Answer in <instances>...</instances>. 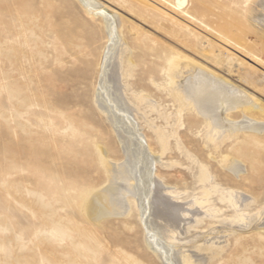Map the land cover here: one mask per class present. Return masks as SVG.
Listing matches in <instances>:
<instances>
[{
	"label": "rangeland",
	"instance_id": "rangeland-1",
	"mask_svg": "<svg viewBox=\"0 0 264 264\" xmlns=\"http://www.w3.org/2000/svg\"><path fill=\"white\" fill-rule=\"evenodd\" d=\"M94 1L104 14H89L83 0H0V264H163L147 246L132 197L125 215L97 222L88 211L107 181L101 150L112 163L127 160L97 103L110 42L107 15L115 17L127 47L124 96L160 157L156 177L180 194L176 201L200 212L206 208L192 206V199L218 189L209 195L217 215L192 221L185 213L189 221L177 242L208 251L207 264H264L258 229L264 223V129L245 128L216 144L194 109H184L178 122L173 91L187 65H201L264 108V64L248 83L241 55L219 35L240 38L264 59V0H186L181 7L177 0ZM140 95L146 100L137 104ZM225 113L235 122L264 123L262 111ZM225 155L241 159L240 177L223 164ZM201 166L212 174L210 183L200 181ZM237 188L253 198L246 224L233 222L236 213L224 196ZM223 227L227 232L213 240L224 246L204 243Z\"/></svg>",
	"mask_w": 264,
	"mask_h": 264
},
{
	"label": "bare ground",
	"instance_id": "bare-ground-1",
	"mask_svg": "<svg viewBox=\"0 0 264 264\" xmlns=\"http://www.w3.org/2000/svg\"><path fill=\"white\" fill-rule=\"evenodd\" d=\"M185 1L177 0V5L181 7ZM83 2L89 14H104V9H100V5L96 1L83 0ZM105 18L110 42L101 61L100 91L97 103L102 113L112 123L127 160L125 159L126 161L123 160L124 162L121 161V163H112L106 151L101 150V161L107 173V181L104 184L105 187L103 185L97 188L92 195L88 207L89 215L98 222L106 216L128 214L131 208L129 197H132L144 226L147 246L163 264H207L210 255L208 251L204 252L200 248L186 249L183 244H179L177 241L182 240L180 235L185 232L184 225L189 221L185 213L190 212L194 215L195 218L192 217V221L203 219L204 217L202 215L200 217V214L206 217L217 215L219 210L211 206L209 195L210 191L218 189L213 187L204 189L203 195L192 199V206L206 208L205 211L200 212L199 209L192 210L185 203L176 201L175 198L180 194L171 191V188L156 177L155 166L160 157L147 143L140 126L133 119V111L137 109L132 107L124 96L123 55L127 47L117 33L115 17L107 15ZM261 22L264 23V18L261 19ZM219 35L228 40L232 48L241 55L242 63L246 65L245 81L252 83L256 65L264 64V59L252 47L242 44L240 38L228 39L223 33H219ZM172 61L174 64L179 62L176 57H173ZM187 66H191L187 76L182 80L175 81L176 86L173 88L175 100L178 102V122H182L181 112L184 109H194L198 115L203 116L207 128V138L216 144L226 137L237 135L245 128L260 131L264 129V123H258L247 115L248 119L243 122H235L222 115V111L228 114L236 109H240L244 114L254 110L264 112V108L250 93L235 82L219 77L201 65L198 69L194 65ZM145 97V95L136 96L137 104L145 101ZM226 121L228 126L225 125ZM158 137L163 147L166 144L168 146V139L166 141L165 137L160 134ZM223 158V164L228 162L237 177L244 173L245 166L241 159L234 158V156L230 158V155H225ZM211 178L210 171L205 166H201L200 181L210 183ZM224 196L227 197V201L236 213V217L232 221L246 224L249 216L245 211L253 198L249 199V196L238 188L227 190ZM258 229L264 231V223L260 222ZM220 232H227V228H224L223 231L220 228L214 230L212 233L216 235L211 239L203 238L204 243L224 246L219 240H213L220 237L218 235Z\"/></svg>",
	"mask_w": 264,
	"mask_h": 264
}]
</instances>
